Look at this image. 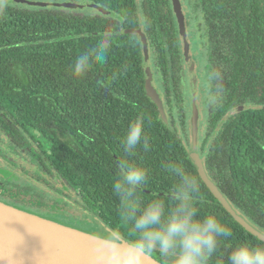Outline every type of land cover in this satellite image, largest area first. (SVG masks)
I'll use <instances>...</instances> for the list:
<instances>
[{
	"label": "trees",
	"instance_id": "1",
	"mask_svg": "<svg viewBox=\"0 0 264 264\" xmlns=\"http://www.w3.org/2000/svg\"><path fill=\"white\" fill-rule=\"evenodd\" d=\"M36 1L54 4L48 9L21 4ZM198 3L207 27L209 93L215 97L198 155L209 180L264 232V0ZM132 29L146 35L152 84L167 119L147 96L146 54L141 36L125 32ZM105 31L115 33L105 61L74 76L75 58L95 47ZM183 46L172 0H10L0 13V131L14 148H29L20 165L7 161L31 186L3 182L0 201L88 233L82 222L95 220L106 234L111 230L134 245L136 235L113 191L117 164L149 170L139 191L144 205L154 198L172 200L176 180L165 165L183 162L200 180L201 215L214 213L232 229L231 236L220 238L209 264H226L237 244H264L225 210L191 158ZM138 117L149 148L141 142L131 155L120 140ZM148 255L164 264L158 252Z\"/></svg>",
	"mask_w": 264,
	"mask_h": 264
},
{
	"label": "clouds",
	"instance_id": "2",
	"mask_svg": "<svg viewBox=\"0 0 264 264\" xmlns=\"http://www.w3.org/2000/svg\"><path fill=\"white\" fill-rule=\"evenodd\" d=\"M9 4L10 0H0V13ZM114 35L111 31L101 33L95 47L75 58L72 74L81 77L93 62H104ZM97 83L103 86L102 81ZM207 102L214 103L215 97L208 94ZM141 142L148 150L143 117H138L120 144L124 152L135 155ZM165 167L176 180L170 190L172 200L166 203L165 199L154 198L142 205L139 191L148 182L149 170L127 161L117 164L113 191L124 221L136 235L134 247L143 254L158 252L164 264H209L220 246V238L231 236L232 229L214 213L201 215L200 180L183 162L171 161ZM104 238L113 239L110 234ZM226 264H264V244H237L228 253Z\"/></svg>",
	"mask_w": 264,
	"mask_h": 264
},
{
	"label": "water",
	"instance_id": "3",
	"mask_svg": "<svg viewBox=\"0 0 264 264\" xmlns=\"http://www.w3.org/2000/svg\"><path fill=\"white\" fill-rule=\"evenodd\" d=\"M15 1L20 2V0ZM172 3L180 26L185 55L187 60H190V44L187 39L186 21L181 2L180 0H172ZM63 5L76 8V5L70 3ZM99 10L107 14L105 9L99 8ZM125 32L127 34H138L142 38L146 54V93L159 109L162 118L167 119L160 96L152 84L146 35L143 29L125 30ZM238 111L239 109H235L232 113ZM195 131L196 127L194 128V150L191 152V158L198 166L203 182L237 223L264 242V232L241 214L207 177L197 153ZM84 212L89 214L86 211ZM34 225L45 226L51 230L48 229V231L45 230L47 228H39ZM60 231L64 234H71L75 239L61 235ZM108 232L113 238L112 241L45 219L0 201V264H162L148 254L139 253L132 243L115 232L111 230H108ZM120 245L122 248H118Z\"/></svg>",
	"mask_w": 264,
	"mask_h": 264
},
{
	"label": "rangeland",
	"instance_id": "4",
	"mask_svg": "<svg viewBox=\"0 0 264 264\" xmlns=\"http://www.w3.org/2000/svg\"><path fill=\"white\" fill-rule=\"evenodd\" d=\"M182 11L186 21V32L187 39L189 41V56L190 60H187L184 51V62H185V81L183 86V98H184V113L186 116V127H187V142L190 146L191 152L194 150V128L196 127V148L197 153L199 152L198 146L203 141L206 135V128L208 125V117L213 107V103L207 102V95L209 93V65H208V46L206 43L207 27L204 19V11L202 6L198 3V0H180ZM33 8H51L54 3L50 2H27L21 3ZM81 5V4H80ZM84 11H90L89 8H84ZM92 12V11H90ZM178 23V19H177ZM179 35L183 41L180 32V26L178 23ZM184 45V42H183ZM184 49V46H183ZM194 65V66H192ZM157 86L160 83H156ZM174 117L176 126L180 128V121L178 111H174ZM30 138H28V142ZM27 142V143H28ZM26 143V144H27ZM34 147H38L37 143H34ZM28 148V147H27ZM26 147L14 148L8 137L0 131V184L5 183V187H29L31 186L24 181L18 174H14L12 167L16 164H11L7 160H12L15 163L20 160H26L28 158V150ZM29 149V148H28ZM199 154V153H198ZM19 164V163H17ZM20 165V164H19ZM34 192L44 200L53 201L52 197L45 194L42 191L34 189ZM61 204L62 201H54ZM63 205V204H61ZM69 205V204H67ZM75 217V216H74ZM88 217V216H87ZM95 221V220H94ZM93 220L87 219L83 221V225L90 231L91 234L105 239L108 235L106 231H102L101 225H98ZM103 227V226H102ZM76 228V227H75ZM81 230V228H78ZM83 230V229H82ZM108 240V239H105ZM113 240V239H112ZM108 240V241H112Z\"/></svg>",
	"mask_w": 264,
	"mask_h": 264
},
{
	"label": "bare ground",
	"instance_id": "5",
	"mask_svg": "<svg viewBox=\"0 0 264 264\" xmlns=\"http://www.w3.org/2000/svg\"><path fill=\"white\" fill-rule=\"evenodd\" d=\"M40 223V222H39ZM34 226H37V227H39V228H47V227H45V226H43V227H40V226H38V225H34ZM48 229H50V228H47V229H45V230H48ZM51 230V229H50ZM49 231V230H48ZM61 232V231H60ZM61 235H63V236H66V237H68V238H71V239H75L71 234H69V233H66V234H64V233H62L61 232ZM118 248H122V246L120 245V246H118ZM117 252H119V253H121V254H125L124 252H120V251H117Z\"/></svg>",
	"mask_w": 264,
	"mask_h": 264
},
{
	"label": "flooded vegetation",
	"instance_id": "6",
	"mask_svg": "<svg viewBox=\"0 0 264 264\" xmlns=\"http://www.w3.org/2000/svg\"><path fill=\"white\" fill-rule=\"evenodd\" d=\"M26 165H28V164H26ZM25 165V166H26ZM28 169H30L29 168V166H27V167H25V169L24 170H27V173H29V170ZM16 171H18V172H20L18 169H16ZM25 177H26V175H24ZM24 178V177H23ZM51 182V180H49V183ZM80 201H81V203H83V200L82 199H80V198H78ZM246 230V229H245ZM247 231V230H246Z\"/></svg>",
	"mask_w": 264,
	"mask_h": 264
}]
</instances>
